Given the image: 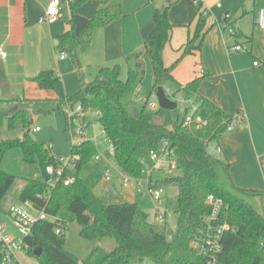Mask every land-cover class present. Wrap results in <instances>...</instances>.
<instances>
[{"label": "trees", "instance_id": "1", "mask_svg": "<svg viewBox=\"0 0 264 264\" xmlns=\"http://www.w3.org/2000/svg\"><path fill=\"white\" fill-rule=\"evenodd\" d=\"M86 1L73 3L71 8ZM101 1V7L90 19L72 14L70 31L56 38L55 50L58 54L66 53L76 60L78 53L90 50L94 29L121 19L120 0ZM168 9L169 6L155 11L147 42L142 49L124 58L127 68L124 80L121 79L120 64L100 67L94 80L88 83L81 80L80 90L71 97L66 96L63 82L54 71H42L30 81L40 90L55 93L57 109L80 104L85 109L99 111L96 122L115 147L112 161L128 177H141L145 163L149 162V152L156 150L162 139L171 144L175 151L177 174L157 179L156 183L177 189L174 208L176 232L169 237L166 227L149 222L148 214L136 203L117 202L111 193H95L94 189L100 183L106 167L96 165L86 179L79 177L81 169L97 154V147L90 139L72 144L71 156L78 157L74 172H66L50 187L48 182L51 176L46 168L57 164V156L50 148L32 139L22 110L11 115L2 113L0 129L5 118L12 123L17 117H23L24 131L21 138L0 141V211H5L6 198L16 179L15 175L3 168V163L9 153L17 151L22 164L32 168L37 176L26 179L17 202H30L35 208L45 210L57 218L65 231L67 223H77L80 236L86 240L101 242L113 239L116 244L110 252L95 247L86 259L80 261L65 249V232L60 236L55 235L54 226L57 223L37 222L25 241L29 246L28 255L38 264H132L145 261L150 264H204V258L191 248L190 242L201 228L203 218L210 213L206 204L210 195L223 200L221 220L232 228L222 238L220 263L264 264V210L258 212L244 198L254 192L235 187L229 191L223 186L207 150L206 142L217 141L226 131V123L232 116L201 98L196 105L193 122L201 118L207 124L202 127L195 123L184 126L183 118L179 120L174 117L177 109L147 111L149 98L144 101L133 99L145 76L144 52L151 58L153 94L159 86L174 82L172 71L181 59L201 50L207 30L206 18L199 14L195 32L182 46L180 58L170 67L164 65L163 51L173 29L168 20ZM222 19L225 22L226 15L218 17V21ZM207 77L196 78L181 89L197 94L200 81ZM0 84L6 89L1 65ZM5 101H15V98ZM69 130L66 118L65 132ZM222 167L230 179L228 165L222 164ZM67 177H72L74 182L65 186L63 180ZM36 248H41L38 257L33 254ZM1 259L0 247V264Z\"/></svg>", "mask_w": 264, "mask_h": 264}, {"label": "crops", "instance_id": "2", "mask_svg": "<svg viewBox=\"0 0 264 264\" xmlns=\"http://www.w3.org/2000/svg\"><path fill=\"white\" fill-rule=\"evenodd\" d=\"M49 1L0 0V49L6 54L5 57L0 56L6 85L3 89L0 84V102L11 98L20 101L51 96L52 91L40 90L30 79L49 70L63 78L61 64L65 63L66 57L61 60V54L58 56L56 38L70 31L69 21L73 13L90 19L102 3L101 0H88L72 9L71 4L80 0H61L60 19L46 25L40 22V17ZM120 3L121 19L94 29L90 50L78 53L81 66L92 65L98 71L100 67L120 64L121 75L124 72L126 76L124 58L143 48L152 30L155 11L168 6V20L173 29L163 51V63L170 67L180 58L181 48L193 36L198 22L199 10L193 0H120ZM262 8L264 0H254L252 28L245 32L234 28V35L214 25L215 18L206 17L207 33L201 50L181 59L172 71L174 82L164 86L173 101L183 99L196 106L201 98H205L229 116L244 115L243 122L235 131H225L212 143L222 150L216 159L221 166L228 165L231 190L235 187L254 192L244 198L260 213L264 210V34L257 27L256 20ZM235 46H242L243 50L229 52ZM142 60L145 76L134 93L135 101H144L152 94L150 55L144 52ZM254 62L259 66L254 67ZM203 75L208 77L200 81L197 94L181 89ZM188 107H185V112ZM110 160L112 156L108 153L95 166L107 168ZM124 175L114 167L111 194L117 202L136 203L145 211L134 192L135 187L129 191L122 187ZM97 187L100 188L97 194L106 193L101 183Z\"/></svg>", "mask_w": 264, "mask_h": 264}, {"label": "rangeland", "instance_id": "3", "mask_svg": "<svg viewBox=\"0 0 264 264\" xmlns=\"http://www.w3.org/2000/svg\"><path fill=\"white\" fill-rule=\"evenodd\" d=\"M198 4H201L207 9V18L217 19L219 16L226 14L228 20V28H235L236 30L245 32L249 31L253 26V1L254 0H195ZM219 4L220 8L216 5ZM234 29V30H235ZM66 57L65 63L61 64L63 78L61 79L64 83L65 94L67 97L75 95L80 90V81L91 82L94 80L97 74V70L94 66H84L78 63V57L74 60L68 54L63 53ZM59 56V54H58ZM125 73L121 75V79H125ZM51 96L43 97L40 100H20V101H3L0 102V114H8L22 110L25 115V119L28 122L30 129V136L32 139L39 144H42L46 148H51L54 155L59 158L67 159L71 156V146L73 143H78L82 138L72 134L69 130L65 132L66 115L71 112L72 109L69 106H62L61 109L56 108V102L54 101L55 95L51 92ZM6 97V96H5ZM11 97V96H10ZM4 99V98H3ZM156 99L155 93L151 94L148 99V103L154 102ZM10 100V99H9ZM177 110L175 118L181 120L185 116V107L188 104L182 103L177 100ZM74 109V108H73ZM147 111H153L147 106ZM24 119L23 117H17L10 122L8 118L3 120L0 129V141H9L17 138H21L24 131ZM38 128L36 132H32L33 129ZM86 136L83 139H92L97 147V153L103 156L108 154L107 148L109 145L101 126L95 121H91L89 127L85 130ZM82 139V140H83ZM215 145L210 143L207 147L208 153L211 155L215 169L221 179L223 186L227 190H231L228 177L220 165V161H216L214 153ZM95 163L91 161L79 172V177L86 179L90 172L94 169ZM3 168L9 173L16 176L13 187L11 188L6 201L5 208H8L12 204L17 202V196L21 189L26 184V179L36 176L35 171L22 164L19 152H11L7 155ZM177 171L174 172V175ZM144 178V177H143ZM104 190L103 192L111 193V183L104 184L100 181ZM104 184V185H103ZM163 189V203L158 206L161 210L166 211V218L161 223V226H165L169 237L176 232L177 229V217L174 214L175 201L177 196V189L175 187H162ZM100 188L94 189L95 193L100 192ZM134 192L137 193L141 201V206L148 214V220L151 223H155L154 208L155 204L151 201L148 195L145 194V190L140 186L134 188ZM100 194V193H99ZM249 204L250 201H247ZM251 205V204H250ZM253 208L257 210V207L252 204ZM7 223V221H5ZM116 246L113 239H105L102 242L96 240H86L80 236V227L75 222L67 223L65 231V249L77 257L80 261L87 258L91 250L95 247H101L106 252H110ZM20 260L23 264H38L37 261L25 254L19 255ZM135 264V263H132ZM137 264H150L148 261Z\"/></svg>", "mask_w": 264, "mask_h": 264}, {"label": "built area", "instance_id": "4", "mask_svg": "<svg viewBox=\"0 0 264 264\" xmlns=\"http://www.w3.org/2000/svg\"><path fill=\"white\" fill-rule=\"evenodd\" d=\"M193 3L199 9V14H202V16L206 18L207 9L201 4H198L195 0H193ZM216 7L220 8V5L217 4ZM60 17L61 0H50L44 13L40 17V22L46 25H51L56 23ZM215 21L217 22L218 27L222 30L227 31L232 35L235 34L234 28H228L229 24L227 16L225 22L223 19L222 21H218V18ZM256 25L264 34V8L258 11ZM242 50V46H235L231 48L229 52L235 53ZM0 56H6L1 49ZM64 58L65 56L62 54L60 59L63 60ZM253 66H259L258 62H254ZM201 73H203V71H201ZM167 93L168 92L166 91V94ZM179 101L187 102L189 105L183 118L184 126H190L192 123H195L202 127L207 124V122L201 118H197L193 122V114L196 111V106L191 101L183 99H180ZM147 106L153 111L159 108L156 99L154 102H149ZM71 109L72 111L68 112L66 115L67 123L70 126L72 134L83 139V137L86 136L85 130L89 127L91 121L96 122L100 116V112L90 108L85 109L80 104L71 107ZM243 120V114L232 116L226 123V132L235 131ZM38 130V128H35L32 132H36ZM108 142L109 145L107 151L112 156L115 147L109 140ZM209 144L210 143L206 142L207 147ZM214 152L217 159H219L222 153L221 148L216 146L214 148ZM148 159L149 162L145 163L141 177L134 179L124 175L122 178V187L126 191L133 189L137 185L143 188L145 190V194L148 195L153 204H155L153 216L154 222L161 223L165 220L167 213L165 210H161L158 207L163 203V189L162 186L157 185L156 180L163 177L173 176L174 172L177 171V161L175 159L174 148L166 139H162L159 142L158 148L149 152ZM56 160L57 164L55 166L50 165L46 168L47 174L51 176V179L48 182L50 187H53L55 182L62 179V176L66 172H74L78 157L70 156L67 159L57 157ZM102 160L103 156L97 153L92 157L91 161L98 164ZM114 167H116L115 163L110 160L108 167L103 172L101 178L102 183L108 184L112 182ZM73 182L74 179L72 177H67L63 180L65 186H68ZM206 204L210 208V213L203 218V224L191 240L190 246L204 258V264H221L219 260L222 252L221 241L225 232L232 230V228L227 222L221 220V215L224 210V202L222 199L210 195L207 197ZM5 221H7V223ZM46 221L57 223L54 226L55 235L60 236L64 234L65 228L59 221H57L56 217L47 214L45 210L35 208L30 202L15 203L6 208L4 212L0 211V247L2 250L1 264H23L19 255H28L29 246L25 241L26 238L31 234L32 228L37 222Z\"/></svg>", "mask_w": 264, "mask_h": 264}, {"label": "water", "instance_id": "5", "mask_svg": "<svg viewBox=\"0 0 264 264\" xmlns=\"http://www.w3.org/2000/svg\"><path fill=\"white\" fill-rule=\"evenodd\" d=\"M155 97L160 109L165 111H174L177 109L176 101L170 99L167 94L166 90L163 86H159L155 91ZM41 248H36L33 252L34 256H40Z\"/></svg>", "mask_w": 264, "mask_h": 264}]
</instances>
